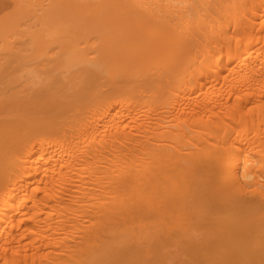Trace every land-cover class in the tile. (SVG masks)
<instances>
[{
    "label": "bare ground",
    "instance_id": "bare-ground-1",
    "mask_svg": "<svg viewBox=\"0 0 264 264\" xmlns=\"http://www.w3.org/2000/svg\"><path fill=\"white\" fill-rule=\"evenodd\" d=\"M204 205L264 264V0H0V264L177 252Z\"/></svg>",
    "mask_w": 264,
    "mask_h": 264
},
{
    "label": "rangeland",
    "instance_id": "rangeland-1",
    "mask_svg": "<svg viewBox=\"0 0 264 264\" xmlns=\"http://www.w3.org/2000/svg\"><path fill=\"white\" fill-rule=\"evenodd\" d=\"M10 71L11 68L8 72ZM39 97L33 112L43 120V123L58 124L67 118L70 108H66L67 111L62 108L63 101L58 102L59 100L55 97L43 95ZM226 216V210L204 205L200 212L197 210L191 216L190 227L197 234L194 244L183 248L182 245L177 252L168 247H151L147 257L142 254L145 251L132 249L127 252L128 254L125 252L122 257L117 255L101 264H237L239 259L232 251L238 250L239 255L245 258L249 245L243 241H237L241 238L232 235L229 231L230 235L225 233V229H222V219Z\"/></svg>",
    "mask_w": 264,
    "mask_h": 264
}]
</instances>
